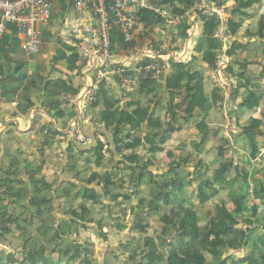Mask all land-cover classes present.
<instances>
[{"label": "trees", "instance_id": "trees-1", "mask_svg": "<svg viewBox=\"0 0 264 264\" xmlns=\"http://www.w3.org/2000/svg\"><path fill=\"white\" fill-rule=\"evenodd\" d=\"M199 1L152 0L153 3L168 9L173 15L185 16L174 27L170 43L173 46L176 42L184 44L187 41L192 27L191 18L194 15L200 20L201 34L194 46L195 55L188 63L168 61L166 71L159 76L160 81L154 79L153 72L140 71L138 94L148 98L146 105L136 101L120 109L116 106V102H111L109 92L102 86L96 93V101L92 108L96 109L103 105L104 109L97 113L96 121L97 124L104 125L105 130L100 129L99 132L105 137L108 148L104 152L102 143L96 140L95 145L90 149H85L84 145H76L78 149L73 142L67 149L69 156L65 171L75 174L76 179L81 177L82 172H88L89 166L84 164L83 170H78V160L74 161L73 155L75 150L81 157L93 155L96 167H107L106 169L112 171L129 170L130 175L126 181L111 178L106 172L103 174L93 172L79 181V186L73 182L62 183L55 191L54 196L57 198H54L53 184L48 183L43 174L47 161L45 152L53 146L55 138L63 135L52 125L43 126L41 129L45 133L46 143L39 148L42 160L38 164L36 159L31 161L20 159L19 155L11 152V149L7 147L2 149L0 160L2 164L4 160H8V164L6 166L3 164L0 169V241L11 252L1 249L0 264H95L98 254L94 250V243L90 237L80 240V231L91 232L102 241H107L108 237L103 233L101 221H97V228L88 226L96 222L93 215L94 207L100 209L108 207V214L111 217V207L114 204L108 205L107 202L113 203L122 199L126 202L136 199V203L120 209L117 230L125 228L119 220L129 212L133 217L132 229L137 231L140 239L142 238L141 244L136 245L132 251L128 244L120 243L121 253H128L125 259L128 264H264V208L248 206L249 184L244 168H238L237 177L231 178L233 163L232 158L228 156L229 150L221 147L218 154L220 168L202 183L206 188H213L212 186L217 184L221 190L227 191V199L215 203L213 207H207L213 197L203 192L200 180L196 190L197 196L191 199L192 194L188 191L191 179L187 181V177L179 171L183 164L188 162L189 156L182 161L171 163L166 174L155 176L150 171L153 167L154 155L149 154V156L148 150L154 154L161 151L171 134L181 130L185 123L195 117L196 110L199 111L200 117L196 124L200 141L192 140L191 149L202 153L200 148L205 144L209 133L206 119L212 109L224 100L222 90L218 86L214 87L210 97L205 93L206 68L200 63H205L208 69L215 70V62L222 49V43L215 37L221 20L216 14L199 11L186 16V13ZM211 1L220 8H224L226 2V0ZM259 1L234 0L235 4L229 13L243 22L251 16L247 10L249 11L254 4H259ZM67 7L68 0H63L60 3L63 17ZM138 20L152 30L164 27L163 20L149 11H141ZM226 26L229 35L234 38L227 51L230 63L226 73H231V76L238 81L232 94L237 95L240 89H244L245 94L240 106L247 110L257 109L261 104L262 96L258 90L250 89L252 74L248 71V65L237 60V52L245 49V45L238 40L241 36L239 35L241 25L233 19H228ZM241 37L256 38L264 44V14L257 19L255 31L246 29ZM111 38L113 54H116L118 49L128 48L132 44H124L117 29H113ZM56 42L59 47L51 58L50 69L54 70L55 66L62 65L70 73L75 70L79 73L82 68L88 66L89 58L81 54L74 41V45L66 43L61 38H56ZM19 46L17 30L10 25L0 39L2 97L18 94L24 112L35 106L32 101L33 96L39 100L44 98L41 108L54 120H63L65 127L75 113L66 114L61 109V105H73L70 100L79 94L81 86L73 85L74 76L70 75L67 79L54 77L51 71H48L49 68L42 65H40L44 72L42 76L29 74L26 63L13 61L11 57L17 55ZM173 50L180 49L173 47ZM159 53L166 54L160 50ZM79 62H82L81 67L78 66ZM147 62L151 60L142 58L137 63V68ZM133 73L128 70L126 77H133ZM258 77L264 79V65ZM117 83L120 85V80H117ZM162 91L165 95L164 105H161L160 100ZM54 95L68 96L72 99L68 98L64 102L50 99V96ZM180 95L183 96L181 102L176 103V98ZM125 110L130 115L125 114ZM162 110L165 111L163 119L156 116V112L161 113ZM260 125L259 120L251 119L241 135L248 142L249 156L252 160L259 154L258 137L263 136L259 131ZM224 143L226 144L227 140ZM141 147L145 155H148L147 158L138 156L134 159L124 154V151L134 152ZM179 148L185 152L186 144H181ZM106 152L109 156L106 159L107 166L104 165ZM147 176L152 180L148 182L155 190V199L139 196L143 179ZM193 180L197 181L196 178ZM125 182L127 188L123 187L124 191H122ZM75 190L77 191L71 195ZM216 190L213 188V191L217 192ZM253 195L264 205V181L254 183ZM63 197L70 199L64 209L66 217H59L55 214L54 202ZM154 216H157L159 233L151 235L148 227L151 226ZM36 219L42 221L43 234L50 238L53 245L48 255L43 248L30 246L32 236L30 231H27V227H30ZM239 249H245L246 254L243 257L228 256L230 251ZM102 254L98 264H112L111 260L113 258L116 260L117 257L116 252H109L108 248Z\"/></svg>", "mask_w": 264, "mask_h": 264}, {"label": "crops", "instance_id": "crops-1", "mask_svg": "<svg viewBox=\"0 0 264 264\" xmlns=\"http://www.w3.org/2000/svg\"><path fill=\"white\" fill-rule=\"evenodd\" d=\"M234 4H235L234 0H226L224 8L225 9L228 8V10H230V7H232ZM261 5H263V7H264V2L262 0H261ZM59 8H60V4L56 7L55 12H57L59 10ZM252 10H253V13L256 12L255 8L252 7V8H250L249 11L247 10V13H250V15H251ZM258 14H260L259 16L264 14V9H262L261 12ZM258 18H259L258 15L255 16V14H254V16L251 15L250 17L245 19L243 22H240L238 20V18H234L231 15H229V18H226V20L228 21V19H233L235 22L240 24L241 30L239 31V35L242 36L246 29H249L252 32L255 31V30H253V26H255ZM191 21H192L191 29L193 31L192 36L189 34V38L187 39V41L184 44L179 45L181 47L180 50H178V51L172 50L173 46L170 47L171 37L169 36L167 38L168 41L166 44L169 46L170 49L165 50L166 55H168V59H166L165 62L172 60V61L177 62V63H179V62L188 63L191 60V57L193 55H195L194 46L196 44L198 37L201 34L202 24H201L200 20L195 15L191 18ZM62 25H63V21L60 25V28H58L59 30L53 31V28L50 29V26H48V28L46 29L47 31L44 32V30H43L41 33V37H40L41 43H42V50H41L42 57L41 58H42L44 64L41 63L40 65H42L43 67L44 66H46V68L50 67V63L47 62V57H50V62H51V58L53 57L55 51L59 47L57 42H56V38H61L66 43H70V44L74 45L69 34L67 36H64V37L60 36ZM250 25H252V27ZM150 30L151 29L149 27H146L144 32H140V31L134 32V40L131 44V45H133V47H132L133 49L131 51L134 52V55H133V57H129V59L131 61H128V63H127V67H129V70L134 72L133 77L128 78L127 84H125L123 86L119 85L115 81L110 86L106 87V91H108L110 94L109 99L111 100V102H116V106L119 107L120 109H124L126 107V105L130 102L141 101L143 105L147 104L146 102H147L148 98H145L142 94H138V87H139L138 75L140 72L137 70L136 61L143 56L140 54L142 53L143 49H145L147 47L148 42L145 43L144 45H142L143 41L145 42L146 39L150 38V36H153L154 39H157L159 32H161V33L165 32V31L170 32V29H168V27H166V28L160 27V28H155L151 31ZM148 31H150V32H148ZM241 36H239L238 40H240L241 44L245 45V49L239 50L237 52V60L240 63H246L248 65L247 66L248 71L252 74L250 76V80L252 82L250 89H253V90L256 89V90H258L259 94H261L262 101H261L260 106L254 110H247V109L242 108L240 106V104L242 102V97L245 94V90L240 89L237 95L232 94V90L236 88L238 81L231 76V79H228V80L226 79L225 83L218 84L216 81L217 76H216L215 70L208 69L207 65L205 63H200L202 66H204L206 68L204 70L205 71L204 76H205V93H206V95L208 97H210L211 92L214 89V87L218 86L221 88L222 95L224 98L222 103H219L215 108L212 109V111L209 113V115L206 119V123H207L208 128H209V133L207 135V139H206L205 144L202 146V148H200L202 150V153H197L191 149V141L192 140L200 141V135H199L197 128H196V124L199 121V111L198 110H196V112H195L194 119L185 123L181 130L171 134L168 142L164 145V148H167V150H165L166 151L165 156L170 159V157H172L171 156L172 151H169V150H171L170 149L171 147H175L177 150V148H179V146L181 144H183V143L186 144L185 152H182L181 148H179V151L178 150L177 151L182 152L184 155L179 159L181 161L184 160L185 157L189 156L188 162L186 164H183V166L180 168L179 171L182 173V175L184 177H187V181H189L191 179V186H188V189H189L188 191H189V193L192 194L191 198H195L197 196L196 190H197L198 183L200 180L203 192L209 193L213 198H216V201H215L216 203H218V200L222 201V200L227 199V191L221 190L217 184L212 186L213 188L217 189L216 190L217 192L213 191V188H206L202 185L203 181L211 178L212 173L220 168V160H219L220 158H219L218 154H219V151L221 150L222 146H223V149L230 151L228 156L232 158L233 170L231 173V178L235 179L237 177L238 168L239 169L244 168V173H245V176L247 175L246 178L248 179L247 180L248 184H249V182H252L254 184L256 182H263L264 181V166H263V163H264V79H260L258 77V75L260 74L261 69L264 65V44H262V42L256 38L248 39L247 37L242 38ZM18 39H19V45H20L21 40H22V35H18ZM233 41H234V38L232 37V39L230 41L231 45H232ZM52 45H53V47H52ZM231 45H230V47H231ZM79 50H80L82 55L89 58L88 66L82 68L81 72L78 73L77 70H75L73 73H70L62 65L61 66H58V65L55 66L54 70L50 69V68L48 69V71H51V73L53 74L54 77H62L63 79H67L68 76L70 77V75L74 76L72 79L73 85L75 87L81 86L79 94L73 99L69 98L68 96L65 97L63 95H61V96H57V95L50 96L51 97L50 99H54V100L58 99L59 101H62V102H64L65 100H68V98H69V100L72 99V100H70V102L73 105H68V106H66L64 104L61 105V109H63L66 114H68L70 112L75 113V116L67 121L65 127H63L64 126L63 120H60V119L54 120L52 117L47 115V113L45 112V110L43 108H41V105H42L44 98L39 100V99H36V96L35 97L33 96L32 101H34L35 106L32 109H30L29 111L24 112L21 109V104H20V99H19L20 96H18V94L17 95L9 94L5 97H2V91L0 89V148H2V145L9 148V145L7 143L2 144L1 142L7 137V135H9L10 132L11 133H13V132H15V133L30 132V131L34 130L35 124L37 125L38 123H43V124H40L41 128H40V131L38 132V135L44 137V139H43L42 144L38 147L37 151H39V148L43 147L46 143L45 135H44L45 133H43L41 131L43 126L52 125L57 131H59L63 135V136H58L57 138L54 139L53 146L48 149L49 151L53 150V153L51 151L50 152L51 155H48V153L46 151L47 156L45 157L47 161H45L43 174L46 176V181L48 183L53 184V191H52L53 196L55 195V191L59 188V186L62 183L64 184L66 182H73V183L77 184V186H79L80 185L79 181L87 178V176L93 172H97L99 174H103L106 172V173L110 174L111 178H117L118 179V175H117V173H115L116 170L112 171V170L106 169L107 167L106 168L96 167L94 165L93 155H85V156L81 157V156L77 155L76 150L73 152V155H74V161L78 160V165H79L78 170L82 171L83 170L82 167L85 164L84 166H86V165L89 166L88 172H85V171L82 172L81 177L79 179H76L75 174H73L72 172L68 173L65 171L66 170V164L68 162V156H69V154H67V151H68L67 149L70 147V143L73 142L74 146L79 145L77 143L75 144V142L72 138V135H71V131H70V125H71L72 121L77 117L76 103H77V100L80 96V93L82 92V90L85 88V86L92 79L91 78L92 74L89 71L90 67H91L92 54L90 53V51H87V54H85L81 48H79ZM48 51H50V52H48ZM122 53H124V52H122ZM124 55H126V54H124ZM122 56L123 55H119V57H122ZM11 57H12L13 61H19L20 63H24V64L26 63L29 74H33L35 76H42L44 74L43 69L40 68L39 64L36 65V67H35L36 70H33L32 66L30 65V63H28L29 61L27 60V58L32 57V55H28V54L24 53L21 50L20 46L18 48L17 55L11 56ZM78 66L81 67L82 62H79ZM5 69H7V68L5 67ZM167 72H168V70H167ZM209 76L213 80L212 83H210V81L208 79ZM154 79H157L158 81L161 80L158 76L157 77L154 76ZM243 82L245 83L246 80H244ZM19 91L21 92V90H19ZM163 94H164V91H162V94H161V96H162V98L160 99L161 105H164V103H165V95H163ZM152 108H154V105L152 106ZM103 109H104L103 105L99 106L96 109H93L91 107V109L89 110L90 119L93 122L97 123V121H96L97 113L99 111H102ZM162 111H161V113L156 112V116L160 117L161 119H163L165 117V111L164 110H162ZM251 119H256V120H259V122H261V125L259 126V131L263 135V136L258 137L259 154H258L257 158H255L254 160L250 159L249 147H248V144H247L245 137H241V135L243 134V131H244V127H246L248 125V123ZM98 125L100 126L99 129H101L103 131L105 130L103 124L98 123ZM82 132L87 139V142L84 144L83 147L85 149H90L91 147H93L95 145L97 132L90 125H83L82 126ZM104 135L106 136L105 132H104ZM109 137H110V135H109ZM106 138H107V136H106ZM225 140H227L226 144L224 143ZM54 146H56V147L54 148ZM76 147L79 149L78 146H76ZM9 149H12V148H9ZM112 150L114 152L113 147H112ZM11 152L18 155L16 153V151H11ZM124 154L127 156L136 154L137 156H141V157L144 156V158L148 157L147 155H145V151L143 150L142 147L135 150L134 152H132L130 150L124 151ZM197 154H201V156L199 158H195V156ZM105 155H106L105 156L106 158L104 160V165L107 166L106 159L109 156L107 155V152L105 153ZM161 155H159V156L156 155L152 159L153 167L150 168V171L155 176H159L161 174H166L171 163L174 162L172 159L166 165L165 164L158 165V163H156V160L159 159ZM35 158H36L37 164L41 162L42 157L40 156V151L38 154L35 155ZM60 158H63L64 162L61 163ZM20 159H24V158H20ZM25 159H27V158H25ZM116 159H118V157H116ZM28 160L31 161L33 159H28ZM87 160L89 163L87 162ZM0 162L2 163L1 160H0ZM3 164H4V166H6L8 164V162L4 161ZM3 164H2V166H3ZM112 165H114V163H112ZM2 166H0V169L2 168ZM196 168H198V169H196ZM75 171H76V169H75ZM112 172H114V174ZM118 172H120V171H118ZM206 172H207V174H206ZM201 173H203V174H201ZM120 177H121V175H120ZM195 178L197 179V181L193 180ZM148 180H151V178H149L148 176L143 179L144 182L141 185L139 196L141 198L155 199V190H154L153 186L150 185L151 183H149ZM76 191L77 190L73 191L71 193V195H73ZM113 191H114V188H113ZM60 195H61V193H60ZM54 198H57V197L54 196ZM68 199H70V198L69 197L68 198L63 197L60 200H56L57 202H54L55 214L59 215V217H64V215H61V209H65L68 206V204H67L69 202ZM131 202L133 204H135L136 199H134V201H131ZM131 202H130V204H132ZM110 203L113 204L112 202H110ZM107 204H108V202H107ZM247 204H248V198H247ZM207 206H209V205H207ZM229 207H231V205H229ZM95 208H97V206L94 207L93 215H96V213L98 212V209L95 210ZM105 208H107V209H104V212L107 213L108 219L112 218L114 215H116L117 218L119 217L118 216L119 211H120L119 205H113L111 207V209H112L111 217H109V214H108L109 208L108 207H105ZM260 213H261V211H260ZM129 215L130 214L128 212L127 216H129ZM103 221H106V219H104ZM103 221H102L101 225L103 227V232L107 234L109 244L112 245L115 242H119V243L122 242V243L128 244L130 246L131 240H129V241L121 240V238L125 237V230L126 229H128L127 233L132 230V227L130 225L127 226L126 223H122V221H121L120 222L121 225H124L125 228L123 230L119 231V230H117V221H115V223L107 222V221H106V223H103ZM93 224L91 226H89V225L88 226L97 228V226H94ZM153 224L154 225L157 224V226H158V221L157 220L154 221V219H153V222H151L150 227H152ZM91 235H90V237H91ZM126 237H128V236H126ZM139 237L140 236L137 234L135 236L136 240L133 241V243H137V246L140 245L141 241H142V238L140 239ZM90 239L94 243V247L95 246L97 247L99 245V237H98V239H96V238H93V239L90 238ZM106 245H108V244H106ZM134 247H136V246H134ZM1 249H6L8 252H11L10 249L6 248L2 243H0V251H1ZM133 249H135V248H133ZM133 249L130 248V251H132ZM112 250L113 249H111L110 252H113V253L116 252V256H119V260H114V258L111 260L112 264H119V262H121L122 264H128V263H126V260H125L126 259V255H125L126 253H124V256H122L123 253H121V250L119 249V247H117L115 251H112ZM104 251H106V249H103L101 251L96 250V252L98 254L97 261L99 260V257H101L103 255L102 253ZM240 251H242V252L239 254H238L239 251L238 252L235 251L236 256L238 258H241L246 254L245 249H242ZM122 257H124V258H122ZM97 263H100V261Z\"/></svg>", "mask_w": 264, "mask_h": 264}, {"label": "built area", "instance_id": "built-area-1", "mask_svg": "<svg viewBox=\"0 0 264 264\" xmlns=\"http://www.w3.org/2000/svg\"><path fill=\"white\" fill-rule=\"evenodd\" d=\"M63 0H0V39L7 32L8 26H14L18 35H22L21 50L28 55H36L41 45L42 29L50 25L56 7ZM141 11H149L161 18L167 27L177 26L185 16L173 15L168 9L159 6L152 0H68L63 25L69 30V35L85 54H92L90 73L91 81L80 93L76 103L77 117L70 125V131L75 143L84 145L87 142L82 132L83 125H90L96 130V140L102 143L103 151L108 148L105 137L99 132L100 126L89 117V110L96 101V93L104 86L108 87L120 80V85L127 84L126 73L129 57H119L112 52V31L117 29L124 44L129 45L134 40V32H144L146 27L138 20ZM196 11L216 14L221 25L215 37L222 43V49L215 62V73L221 76L227 72L230 57L227 45H231L232 36L226 26V18L222 8L211 0H200L186 13V16ZM141 58L151 60L137 68L140 72L151 71L154 76H160L166 71L168 55L160 54L151 44L142 51ZM141 58L136 62L138 63ZM134 59V58H133ZM132 59V60H133ZM137 66V65H136ZM254 184L249 182L247 188L248 206L264 208L263 203L253 195Z\"/></svg>", "mask_w": 264, "mask_h": 264}, {"label": "rangeland", "instance_id": "rangeland-1", "mask_svg": "<svg viewBox=\"0 0 264 264\" xmlns=\"http://www.w3.org/2000/svg\"><path fill=\"white\" fill-rule=\"evenodd\" d=\"M262 1L264 2V0H262ZM253 7L255 8L256 12L253 13V10H252V12H251L252 14L251 15L254 16V14H255V16L258 15V17H260L259 16L260 14H258V13H260L261 10L264 9L263 5H261V0L259 1V4H254ZM230 9H231V7H230ZM222 10H223V13L225 15V18H229L230 13H229L228 8H226V9L225 8H222ZM62 13H63V11H61V8H59V10L57 12H55L54 13V16L51 18V23H50L49 26H50V29L53 28V31L59 30L58 28H60V25H61L62 21L64 20V17H63V14ZM250 26L252 27V25H250ZM166 27L167 26L164 25V27H161V28H166ZM47 28L48 27L43 28L42 31L44 30V32H46L47 31L46 30ZM168 29H170V32H167V31H165L163 33L159 32L158 37H157L158 40L157 39H154L153 36H150V38L146 39L145 42L143 41L142 45H144L145 43L148 42L147 47L145 49H143V50L146 51V49L151 44L154 46V49L158 53H159V50L161 52H165V50L170 49L169 46L166 43L168 41L167 38L169 36L171 37V35H172L173 31H174V27H168ZM253 30H255V26H253ZM150 31H148V32H150ZM192 33H193V31L191 29V31L189 32V34L192 36ZM68 34H69L68 27H66V26L62 27L60 36L64 37V36H67ZM180 44L181 43L176 42V44H174V46L173 45H170V47L173 46L174 49L176 47H178L180 49L181 48L179 46ZM156 46H157V48L159 50H157ZM52 47H53V45H52ZM132 47H133V45H131L130 47L125 48V49H118L116 51V54H114V55H117V56L123 55V56L133 57L134 52L131 51L133 49ZM229 47H230V45L228 44L227 45V51H228ZM41 50H42V43H41V46L39 48L38 54L32 55V57H29L30 59L27 58V60L29 61L28 63H30V65L32 66L33 70H36V68H35L36 65H38V64L40 65L41 63L44 64L43 63V60L41 58L42 57ZM48 52H50V51H48ZM122 52H124V53H122ZM124 54H126V55H124ZM47 62L50 63V57H47ZM136 65H137V62H136ZM216 76H217L216 77V81H217L218 84L225 83L226 79L227 80L228 79H231V73H229V72L228 73H223L221 76H219L218 74H216ZM208 79H209L210 83L213 82V80L210 78V76H209ZM182 97H183L182 95L177 96L176 103H180ZM124 113L130 115V113L127 110H125ZM192 119H194V118H192ZM199 120H200V117H199ZM40 124H43V123H38L37 125L35 124L34 130H32L30 132H25V133H15V132L11 133L10 132L9 135H7V137L1 143L2 144H6L7 143L9 145V148H12L11 151H16V153L20 156V158L34 159L35 158V155L39 153V151H37V149L42 144L43 139H44V137L38 135V132L40 131V128H41V125ZM247 144H248V142H247ZM55 147L56 146H54V148ZM4 148H5L4 145H2V148H0V157H1L2 153H3L2 149H4ZM170 149L171 150H169V151H172V154H173V156L170 157V159L165 156V153H166L165 150H167V148H164V147H163V149L161 151L155 152V154L153 152H149V150H148V153L147 154L148 155L149 154L150 155H154V156H156V155L159 156V155L162 154L159 159H157V160L155 159L156 160V163H158V165H161V164H165L166 165L172 159H173L174 162H177L182 156H184L182 152H178L179 151V148H177L178 151L176 150L175 147H171ZM46 151H47L48 155H51L50 154L51 151L53 153V150H51V151L46 150ZM200 156H201V154H197L195 156V158H199ZM129 157H132V158L135 159L138 156L136 154H133V155H130ZM60 160H61V163L64 162L63 158H60ZM4 161L5 162H8V160H4ZM0 166H2V163L1 162H0ZM118 171H120V172H118ZM112 173L114 174V172H112ZM115 173H117L118 178L120 180L123 179L125 181L127 180L128 176L130 175V171L127 170V169H125V170H117V171H115ZM120 175H121V177H120ZM126 183L127 182H125L124 185L122 186V188H121L122 191H124V188H127V184ZM191 199H194V198H191ZM215 201H216V198H213V200L211 201V203H209L210 205L207 206V207H213V206H215L216 205L215 204L216 203ZM218 202H219V200H218ZM109 203L110 202H108V204ZM113 204L114 205H119V208L120 209H123V207L130 205V201L129 202H126L125 200L122 199L121 201L113 202ZM97 209H98V212L96 213V215H94L95 216L94 218H95V221H96L93 224L94 226H97V221L98 220L101 221V223H102V221L104 219H106L107 222H113V223H115V221L118 220V218H117L116 215H114L112 218L108 219L107 213L104 212V209H107V208H104V209H100V207L99 208L98 207L95 208V210H97ZM64 211H65L64 209H61V215H64L65 214ZM64 217H66V216H64ZM153 219H154V221H156L157 220V216H154ZM106 221H103V223H106ZM121 221H122V223H126L127 226L130 225L132 227V225H133V217L131 215H129V216L126 215L123 219H120L119 220V222H121ZM41 222L42 221L36 219V220L33 221L32 225L30 227H27V231H30V233H31L30 235L32 236V242L30 243V246H38L40 248H43L44 251H45V253H46V255H48L49 254V250H50L51 247H53V245L51 244V242L49 240L50 238L48 236H44V234H43V227L41 226V224H42ZM91 225L92 224H89V226H91ZM127 230L128 229L125 230V237L126 236H128V237H126V238L123 237V238H121V240H123V241H129V240H131V242H130V248L133 249V248H135L134 246L137 245V243H133V241L136 240L135 239V236L137 235V231L135 229H132L131 231H129L127 233ZM158 230H159V226H157V224H155V225L153 224L152 227H150V226L148 227V231H149V233L151 235H154V234L159 233ZM90 235H91V237H90ZM87 237H90L92 239L93 238L98 239V237L96 235H94L93 233H91V232L88 233V232H85V231L81 230L80 231V240H84ZM0 243H1V241H0ZM106 244H108V245H106ZM119 245H120L119 242H115V243H113L111 245V244H109L108 240L107 241H104V240L102 241V239L99 238V245L97 247L95 246L94 247V250L95 251L96 250L101 251L103 249H107L108 248V250L110 252L111 249H113L112 251H115L116 248L119 247ZM240 250H242V249L237 250V252L239 251L238 254L242 252ZM127 254L128 253H126L125 255H127ZM53 256L56 257L55 255H53ZM122 256H124V254ZM228 256H236V252L235 251H230ZM122 258H124V257H122ZM115 259L116 260H119V256H117ZM208 259H210L209 256H208ZM99 261H101V257H99V260L97 262H99ZM97 262L95 264H98Z\"/></svg>", "mask_w": 264, "mask_h": 264}, {"label": "water", "instance_id": "water-1", "mask_svg": "<svg viewBox=\"0 0 264 264\" xmlns=\"http://www.w3.org/2000/svg\"><path fill=\"white\" fill-rule=\"evenodd\" d=\"M71 1V0H70Z\"/></svg>", "mask_w": 264, "mask_h": 264}]
</instances>
